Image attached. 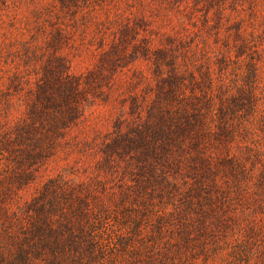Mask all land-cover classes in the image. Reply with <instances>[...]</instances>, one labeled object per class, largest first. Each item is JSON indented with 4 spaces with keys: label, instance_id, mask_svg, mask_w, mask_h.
<instances>
[{
    "label": "trees",
    "instance_id": "1",
    "mask_svg": "<svg viewBox=\"0 0 264 264\" xmlns=\"http://www.w3.org/2000/svg\"><path fill=\"white\" fill-rule=\"evenodd\" d=\"M0 264H264V0H0Z\"/></svg>",
    "mask_w": 264,
    "mask_h": 264
}]
</instances>
